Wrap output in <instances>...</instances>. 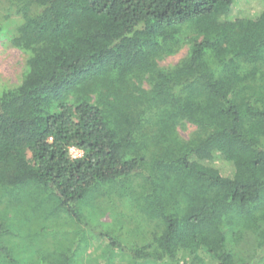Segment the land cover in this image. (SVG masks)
Returning a JSON list of instances; mask_svg holds the SVG:
<instances>
[{
    "label": "trees",
    "instance_id": "trees-1",
    "mask_svg": "<svg viewBox=\"0 0 264 264\" xmlns=\"http://www.w3.org/2000/svg\"><path fill=\"white\" fill-rule=\"evenodd\" d=\"M2 2L0 39L27 59L21 82L0 88V206L31 225L26 240L47 234L69 250L44 262L75 264L85 240L55 223H80L92 201L115 197L154 225L129 246L108 239L129 264H254L264 3L251 16L234 0ZM183 47L175 65L158 64ZM184 122L196 127L188 140L176 132Z\"/></svg>",
    "mask_w": 264,
    "mask_h": 264
},
{
    "label": "rangeland",
    "instance_id": "rangeland-1",
    "mask_svg": "<svg viewBox=\"0 0 264 264\" xmlns=\"http://www.w3.org/2000/svg\"><path fill=\"white\" fill-rule=\"evenodd\" d=\"M262 1L234 0V4L239 5L240 2L239 10L244 9L246 14L253 16L261 9L264 3ZM9 13L10 10H5V4L0 3V19ZM12 17L14 18V16ZM186 52L187 47H183L178 53L159 60L158 64L162 67L173 66L185 56ZM26 59V55L10 46L7 38L0 39V88L16 86L21 82L25 72ZM176 132L181 139L188 140L196 132V127L184 122L178 124ZM69 154L72 158L82 156V152L75 148H70ZM26 158L32 164L31 152H26ZM87 208L84 210L82 222L75 223L70 220V217L63 215L54 226L65 232L81 233L83 236L86 245L82 247L81 251L79 250L77 256L75 253L73 259L77 260L75 264H129L130 260L126 255L110 248L108 239L114 237L123 245L129 246V242L138 239L139 235L136 233L152 230L153 223L148 222L149 228H147V221L139 214L134 205L119 202L115 197L110 201H92ZM0 223H4L3 229L7 228L5 236L0 238V244L11 254L9 258L0 251V264H46L44 257L48 259V251L58 248L57 253L65 254L69 251L63 245L62 249L59 246L56 248L57 246L51 238H45L47 234L39 238L31 234L33 239L26 240L29 236L28 232L31 231L29 230L31 225L26 228L27 230L19 229L20 216L16 210L0 206ZM39 228L38 226L37 229ZM58 236L60 235L55 236V240L60 242L61 239ZM34 238H38L40 241H36L37 239ZM256 255L257 259L254 264H264V248L257 250Z\"/></svg>",
    "mask_w": 264,
    "mask_h": 264
}]
</instances>
